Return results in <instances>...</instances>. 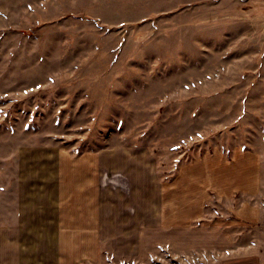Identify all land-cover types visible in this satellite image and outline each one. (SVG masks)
I'll return each mask as SVG.
<instances>
[{
    "label": "rangeland",
    "instance_id": "374dc122",
    "mask_svg": "<svg viewBox=\"0 0 264 264\" xmlns=\"http://www.w3.org/2000/svg\"><path fill=\"white\" fill-rule=\"evenodd\" d=\"M18 141L185 184V248L121 264H264V0H0V175Z\"/></svg>",
    "mask_w": 264,
    "mask_h": 264
},
{
    "label": "crops",
    "instance_id": "0c3cea01",
    "mask_svg": "<svg viewBox=\"0 0 264 264\" xmlns=\"http://www.w3.org/2000/svg\"><path fill=\"white\" fill-rule=\"evenodd\" d=\"M185 194L144 146L18 141L2 153L0 264H121L182 250L194 219Z\"/></svg>",
    "mask_w": 264,
    "mask_h": 264
}]
</instances>
